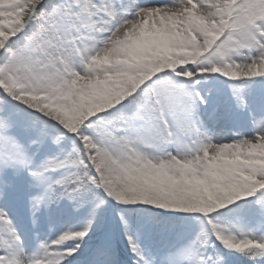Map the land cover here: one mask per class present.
I'll return each instance as SVG.
<instances>
[{
  "label": "snow or ice",
  "instance_id": "1",
  "mask_svg": "<svg viewBox=\"0 0 264 264\" xmlns=\"http://www.w3.org/2000/svg\"><path fill=\"white\" fill-rule=\"evenodd\" d=\"M0 264H264V0H0Z\"/></svg>",
  "mask_w": 264,
  "mask_h": 264
}]
</instances>
